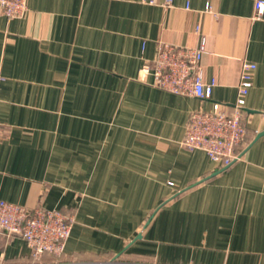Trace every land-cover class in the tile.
I'll return each mask as SVG.
<instances>
[{
	"label": "crops",
	"instance_id": "1",
	"mask_svg": "<svg viewBox=\"0 0 264 264\" xmlns=\"http://www.w3.org/2000/svg\"><path fill=\"white\" fill-rule=\"evenodd\" d=\"M154 1L28 0L14 20L0 7V198L74 218L62 256L37 262L1 233L0 264H264V14ZM201 36L211 100L139 80L159 42ZM244 61L248 135L223 167L183 141L194 112L232 113Z\"/></svg>",
	"mask_w": 264,
	"mask_h": 264
},
{
	"label": "built area",
	"instance_id": "2",
	"mask_svg": "<svg viewBox=\"0 0 264 264\" xmlns=\"http://www.w3.org/2000/svg\"><path fill=\"white\" fill-rule=\"evenodd\" d=\"M147 3L156 4L154 0ZM162 5L172 7L173 0H166ZM0 7L9 20L19 19L27 14L28 0H0ZM206 12L213 13L210 4L206 6ZM263 14L264 1L257 0L255 16L260 18ZM199 30L197 28V32ZM206 53L204 36H201L200 43L195 48H181L159 42L154 60L144 65L139 80L173 95L211 100L216 80H205L201 63ZM256 68L249 61L243 62L232 113L221 111L217 104L213 111H198L191 115L183 141L185 148L202 150L223 167L230 166L239 158L237 149L245 143L248 135L242 111L253 86ZM2 80L3 77L0 76V81ZM73 224V216L60 210L39 208L30 212L24 206L0 198V234L22 237L37 262L47 254H64Z\"/></svg>",
	"mask_w": 264,
	"mask_h": 264
},
{
	"label": "water",
	"instance_id": "3",
	"mask_svg": "<svg viewBox=\"0 0 264 264\" xmlns=\"http://www.w3.org/2000/svg\"><path fill=\"white\" fill-rule=\"evenodd\" d=\"M264 136V132H262L261 134H259L258 138L259 139L260 137Z\"/></svg>",
	"mask_w": 264,
	"mask_h": 264
}]
</instances>
